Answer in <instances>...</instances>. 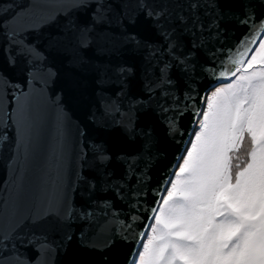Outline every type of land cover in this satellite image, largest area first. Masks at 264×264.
Returning a JSON list of instances; mask_svg holds the SVG:
<instances>
[{
	"label": "water",
	"instance_id": "1",
	"mask_svg": "<svg viewBox=\"0 0 264 264\" xmlns=\"http://www.w3.org/2000/svg\"><path fill=\"white\" fill-rule=\"evenodd\" d=\"M263 34L264 0H0V264H135Z\"/></svg>",
	"mask_w": 264,
	"mask_h": 264
},
{
	"label": "trees",
	"instance_id": "2",
	"mask_svg": "<svg viewBox=\"0 0 264 264\" xmlns=\"http://www.w3.org/2000/svg\"><path fill=\"white\" fill-rule=\"evenodd\" d=\"M263 134L261 80L235 76L209 92L186 170L174 174L136 264H243L254 229L237 213L264 194Z\"/></svg>",
	"mask_w": 264,
	"mask_h": 264
},
{
	"label": "rangeland",
	"instance_id": "3",
	"mask_svg": "<svg viewBox=\"0 0 264 264\" xmlns=\"http://www.w3.org/2000/svg\"><path fill=\"white\" fill-rule=\"evenodd\" d=\"M243 67L237 73V79L246 81H252L257 79L261 80L264 84V34L259 40L254 50L252 51V53L250 54V56L248 57ZM212 96L213 94L211 93L208 98L210 99L212 98ZM207 108L209 107L207 106ZM202 120L203 113L198 118L196 130L202 128ZM261 142L262 143L260 146L264 153V134L261 139ZM194 145H196V143ZM184 167V162H182L181 164H179L175 173L179 171L184 172L186 170ZM237 216L243 222L251 224L254 229V233L251 238L243 264H264V194L257 200V202H255L252 207L246 208L244 211L237 213ZM157 222L159 224H162V219L157 218ZM138 256L135 260V264L137 263Z\"/></svg>",
	"mask_w": 264,
	"mask_h": 264
},
{
	"label": "bare ground",
	"instance_id": "4",
	"mask_svg": "<svg viewBox=\"0 0 264 264\" xmlns=\"http://www.w3.org/2000/svg\"><path fill=\"white\" fill-rule=\"evenodd\" d=\"M196 126H197V124L195 125V128H196ZM196 129H197V128H196ZM195 131H196V130H195ZM146 235H147V234H146ZM145 238H146V237H145ZM135 250H136V249H135ZM135 250H134V251H135ZM130 260H131V259H130ZM134 260H135V258H134Z\"/></svg>",
	"mask_w": 264,
	"mask_h": 264
}]
</instances>
